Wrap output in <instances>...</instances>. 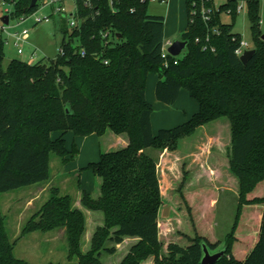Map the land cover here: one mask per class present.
I'll use <instances>...</instances> for the list:
<instances>
[{"label":"trees","instance_id":"1","mask_svg":"<svg viewBox=\"0 0 264 264\" xmlns=\"http://www.w3.org/2000/svg\"><path fill=\"white\" fill-rule=\"evenodd\" d=\"M2 1L13 6L10 19L40 8L39 3L31 7V0ZM110 1L89 0L86 5L85 0H76L81 23L70 29L68 19L61 16L60 49L64 53L59 49L55 59L43 58L34 63L12 59L4 65L5 41L0 37V193L46 182L50 178L52 152L64 162L75 157L78 149L70 151L65 145L64 135L68 131L76 136L93 133L103 136L111 130L128 136L124 148L103 152L99 161L87 166L101 178V192L93 197L82 190L81 205L103 213V224L92 235L89 250H82L87 227L84 211L75 206L72 195L61 194L57 188L52 189L41 209L27 221L22 234L64 230L68 257L77 259L78 264H103L101 250L112 254L127 237H137L139 241L119 264H141L151 255L155 256V264H202L203 244L214 252L221 241L200 234L197 215L192 223L195 234L184 232L186 240H171L164 251L159 159L147 149L176 151L184 139L202 126L227 117L230 146L225 171L228 167L235 186L237 179L239 204L222 247L225 254L215 264H264V194H257L264 192L261 0H243L256 49L247 64L236 54L241 41V34L234 29L239 0H228L219 7L214 0H186L188 26L182 40L188 41L187 48L180 56L168 53L165 58L166 17L148 13L151 1ZM203 6L211 9L207 20L201 14ZM223 12L231 16L230 23L221 20ZM105 31L111 33L107 38L103 35ZM153 71L160 77L155 90L160 101L173 104L186 88L199 105V111L186 123L162 128L157 133L152 126L153 106L146 95L148 74ZM54 131L61 135L52 139ZM220 132L215 137L207 133L213 139L207 136L203 139L216 140ZM219 153L217 150V155H212V165L210 152L205 160L204 172L212 181L213 175H218L212 166L219 163ZM224 176L220 181L226 184ZM201 192L203 202L197 214L214 218L215 209L207 204V196ZM181 196L187 204L184 193ZM187 209L191 212L190 204ZM247 216L250 235L242 239L238 230ZM109 241L115 245L106 246ZM0 264H32L15 256L2 209Z\"/></svg>","mask_w":264,"mask_h":264},{"label":"rangeland","instance_id":"2","mask_svg":"<svg viewBox=\"0 0 264 264\" xmlns=\"http://www.w3.org/2000/svg\"><path fill=\"white\" fill-rule=\"evenodd\" d=\"M43 1H39L40 8L29 15L26 22L12 27L11 30L13 31H21L24 28H28L29 37L27 42L22 43L23 54L17 52V46L13 43L12 39L5 45L4 65H7L12 59L28 61V58L34 51H36L35 61L43 58L55 59L58 56L63 40V35L60 31L62 14L58 11L56 12L55 5H44ZM227 2L228 0H214L217 7ZM61 3L66 8L65 17L70 18L76 10L74 0H61ZM12 7V5L5 4L0 0V25H2V17L8 15ZM147 11L150 15L158 14L167 18L164 32L167 34V38L172 39L171 42L182 40L183 32H185L188 26L186 0H168L167 4L151 1ZM260 13V29L264 32V0H261ZM46 16H48L47 20L44 18ZM36 17H40L42 21L36 22L34 20ZM221 20L224 23H230L231 16L223 12L221 13ZM11 23L13 25L16 24L14 19H11ZM234 29L241 34V40L247 41L254 48L249 15L247 13L246 2L243 0H239V10L237 11ZM159 78L158 73L155 71L150 72L146 85L147 99L152 104L154 110L152 126L153 131L156 133L162 128L171 129L186 123L188 119L199 111L197 101L189 94L186 88L181 90V96L175 103L169 105L160 101L155 93ZM219 130L221 132L218 135V139L213 141L203 139L207 136V133L215 137ZM111 134L115 133L109 130L103 136L97 134H93V137L92 135L76 136L73 131H68L64 135L65 145L70 151L74 148L78 149L75 157L69 158L68 161L64 162L52 152L50 178L46 182L34 183L0 193V209L5 214V225H7L9 239L14 243L15 256L27 259L32 264H48L50 262L78 264L77 259L70 260L68 257V241L64 230H50L49 232L36 230L26 234H22V230L27 221L48 200L52 189L57 188L61 194L72 195L75 202L79 199L80 195L82 196L80 189L87 191L93 197L100 195L101 178L95 175L87 166L90 163H94V161H99L101 153L123 147L119 142L110 145L109 137ZM60 135L61 132L54 131L51 137L55 139ZM229 137V120L227 117H222L218 121L202 126L194 135L184 139L180 148L176 150L177 154H182L179 157L173 154L175 151H168L165 154L161 153L158 149H147L150 155L159 159L158 172L160 173L161 189L164 197V206L160 218V232L165 242V252L169 241L174 239L186 240L184 232L188 235L195 234L192 223L196 219L198 221L196 227L200 234L221 241V245L216 251L222 249L224 246L225 237L231 231L235 222V215L239 204V193L236 189L237 179L236 177L234 178L236 179L235 186V181L228 175V167L227 171H225L227 153L230 146ZM201 138L203 140L200 141ZM199 141L200 144L197 147ZM217 150L220 151L221 158L219 159V163H216V167L212 166V168L218 171V175H213L215 180L212 181L209 179L208 174L204 172V167L207 168L205 160H207V155L210 152L209 162L212 165L211 158L212 155L216 154ZM215 162H218V160L215 159ZM203 163H205V166L202 168ZM220 167L222 168L221 170ZM221 171H223L222 176L219 174ZM185 172H188V178L182 189L180 186ZM223 174H225L224 180L226 184L220 181ZM226 175L228 179H226ZM261 185H264V182ZM200 192L206 194L207 204L213 206L215 209L214 218H211L209 214L205 215V217L204 215H198L200 205L203 202ZM182 193L185 195L187 204H190L192 207L191 212H188L187 204L181 196ZM257 194H264V192L257 191ZM83 209L90 222L88 226L90 233L96 229V227H91V225L97 226L103 223V213L101 211L93 212L84 207ZM243 219L244 222L240 224L241 229L238 230L242 239L250 235V218L247 216L243 217ZM82 238V250L87 251L91 246L92 239L90 240L88 232L84 233ZM138 241L136 238L135 240L129 239L121 245L117 244L116 251L112 254L102 249L100 252L102 263L119 264L128 255L131 247L137 244ZM179 242L181 244L186 243L184 241ZM114 245L113 241H109L106 244L109 247ZM141 264H155V256H149Z\"/></svg>","mask_w":264,"mask_h":264},{"label":"built area","instance_id":"3","mask_svg":"<svg viewBox=\"0 0 264 264\" xmlns=\"http://www.w3.org/2000/svg\"><path fill=\"white\" fill-rule=\"evenodd\" d=\"M40 0H38L39 3ZM150 1H159L162 3H167L168 0H150ZM112 2V0L110 1ZM75 3V7L76 10L75 12L71 15L70 18H66L65 17V13H66V8L65 6L61 3V0H44L43 4H51V5H55L56 6V12L58 11L59 13L62 14V16H64L66 19H68V26L70 29H74V27H78L81 23V19H79L78 16V3H76V0H74ZM86 5L90 4L89 0H85ZM113 3V2H112ZM40 4V3H39ZM11 11V10H10ZM211 12L210 8H207L205 6L202 7L201 9V14L203 15L204 19H209L210 15H208ZM195 13V11L193 12ZM33 13L30 14H26L24 16H21L19 18L14 19L15 21V25H13L11 23V19H9L10 23L7 25L2 21V25H0V37H2L5 41V45L8 44L11 39L13 40V43L17 46V52H19L20 54H23V49H22V43L27 42L28 40V35H29V29L28 28H24L21 31H13L11 30L12 27L14 26H19L21 24H23L24 22H26V19L29 17V15H31ZM10 16V12L8 14ZM46 20L48 19V16L44 17ZM34 20H36V22H41L42 19L40 17H36ZM104 38L109 37L111 35L110 31H105V33H103ZM172 42L169 41L166 45H164V52H163V57H167L169 51H168V46L171 44ZM248 49H252L251 45H249V43L246 41L241 40L239 47L236 49V54L238 56H242ZM60 51H63V49H60ZM82 54H85V50L82 51ZM170 54V53H169ZM35 56H36V51H34L32 53V55L28 58L29 63H34L35 61ZM107 62V60L105 61V63Z\"/></svg>","mask_w":264,"mask_h":264},{"label":"water","instance_id":"4","mask_svg":"<svg viewBox=\"0 0 264 264\" xmlns=\"http://www.w3.org/2000/svg\"><path fill=\"white\" fill-rule=\"evenodd\" d=\"M31 7H37L38 6V0H31L30 2ZM10 16L9 15H4L2 17V21L5 24H9L10 21ZM262 38L264 40V34L262 35ZM188 41L187 40H175L173 41L168 47V51L171 55L173 56H180L184 50L187 48ZM256 53V49H248L242 56H240V60L244 63L247 64L249 59ZM203 250H204V255L202 258L201 263L202 264H215L218 262L222 256L225 254V249L222 248L218 251H211L209 250L207 244H203Z\"/></svg>","mask_w":264,"mask_h":264},{"label":"crops","instance_id":"5","mask_svg":"<svg viewBox=\"0 0 264 264\" xmlns=\"http://www.w3.org/2000/svg\"><path fill=\"white\" fill-rule=\"evenodd\" d=\"M168 2V1H167ZM167 4V3H166ZM187 8V7H186ZM158 15V14H157ZM166 21H167V18H166ZM165 24H166V22H165ZM169 41H172V39H169V37L167 38V34L165 33V43H164V45H166ZM159 81V80H158ZM181 96V95H180ZM180 98V97H179ZM152 119H153V116H152ZM109 131V130H108ZM108 133V132H107ZM106 133V134H107ZM154 133H156V132H154ZM93 134H96V133H93ZM105 134V135H106ZM125 134V133H124ZM124 134H122V135H118V134H111L110 135V137H109V141H110V145H112V144H114V143H116V142H119V144H121L123 147H121V148H124V146H126V145H128V136L127 135H124ZM94 135H92V137H93ZM207 138L208 139H213V137H211L210 135H208L207 134ZM120 149V148H119ZM117 150V149H116ZM110 151V150H109ZM161 153H168V151L167 150H164V151H160ZM175 156H177V157H179V156H181L182 154H177L176 153V151H175V153H173ZM83 189H80V191H82ZM75 206L76 207H78V208H81L83 211H84V209H83V206L81 205V195H80V197H79V199H77V201L75 202ZM85 208V207H84ZM84 213H85V211H84ZM85 216H86V222H87V227H86V232H85V234L88 232V235H89V237H90V240L92 239L91 237H92V235L94 234V232H95V230H92V232H90L89 233V231H88V226H89V224H90V222H89V220H88V217H87V215H86V213H85ZM102 222H103V220H102ZM101 223V222H100ZM103 224V223H102ZM102 224H98L97 226H99V225H102ZM97 226H93V225H91V227H96L97 228ZM137 237H127L122 243H120L119 245H121V244H123L124 242H126L127 240H129V239H132V240H135ZM138 240H139V238H137Z\"/></svg>","mask_w":264,"mask_h":264}]
</instances>
